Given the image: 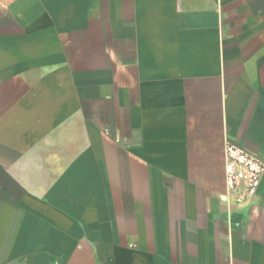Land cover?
<instances>
[{
	"label": "crops",
	"instance_id": "obj_1",
	"mask_svg": "<svg viewBox=\"0 0 264 264\" xmlns=\"http://www.w3.org/2000/svg\"><path fill=\"white\" fill-rule=\"evenodd\" d=\"M264 0H0V264H264Z\"/></svg>",
	"mask_w": 264,
	"mask_h": 264
},
{
	"label": "built area",
	"instance_id": "obj_2",
	"mask_svg": "<svg viewBox=\"0 0 264 264\" xmlns=\"http://www.w3.org/2000/svg\"><path fill=\"white\" fill-rule=\"evenodd\" d=\"M224 153L226 194L222 199L239 207L252 204L264 178V162L232 142L225 144Z\"/></svg>",
	"mask_w": 264,
	"mask_h": 264
}]
</instances>
